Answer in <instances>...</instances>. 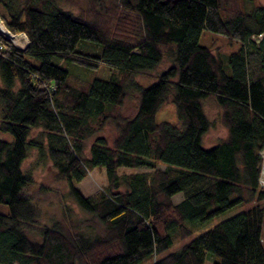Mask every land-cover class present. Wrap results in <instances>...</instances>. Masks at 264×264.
I'll list each match as a JSON object with an SVG mask.
<instances>
[{
	"label": "trees",
	"instance_id": "trees-1",
	"mask_svg": "<svg viewBox=\"0 0 264 264\" xmlns=\"http://www.w3.org/2000/svg\"><path fill=\"white\" fill-rule=\"evenodd\" d=\"M110 1L119 12L112 32L54 0H0L5 28L28 41L17 50L0 35V133L10 136L0 138V264H204V253L218 258L213 264H264V7L239 0L242 7L223 17L220 0ZM203 29L239 48L220 55L199 46ZM80 40L100 45V55L75 52ZM52 58L86 69L103 64L112 73L82 80ZM163 62L148 87L135 82ZM133 94L134 112L125 116ZM205 100L215 103L226 131L210 148L202 146L211 127ZM165 104L175 121L156 119ZM37 128L53 171L77 209L100 226L97 233L57 221L37 228L32 180L21 169ZM94 169L104 170L106 186L81 196L75 185ZM236 206L245 208L155 258L191 234L187 223Z\"/></svg>",
	"mask_w": 264,
	"mask_h": 264
},
{
	"label": "rangeland",
	"instance_id": "rangeland-1",
	"mask_svg": "<svg viewBox=\"0 0 264 264\" xmlns=\"http://www.w3.org/2000/svg\"><path fill=\"white\" fill-rule=\"evenodd\" d=\"M58 7L62 10L67 11L73 15L81 16L85 20H90L93 16L98 17L100 21L104 24L106 23L109 27L110 32L113 31L112 27L114 25V20L119 15L118 10L115 9L117 2H112L110 0H103L102 6L90 7V3L87 0H54ZM221 1V14L223 17L231 16L236 13L238 9L242 7L241 1L239 0H220ZM253 4L264 7V0H253ZM40 8V6H35ZM119 9V7H118ZM0 22L3 24V21L0 19ZM5 27V26H4ZM9 32V31H8ZM1 35V34H0ZM19 36L18 38H11L12 46L17 50H23L27 45V38L24 34H13ZM3 37V35H1ZM198 45L211 49L214 53L220 55H227L231 52L236 51L239 48L238 42L228 43L225 37L210 32L207 29H203L200 32L198 38ZM75 52L95 55L98 56L101 53V46L90 42L87 40H80L76 43ZM52 63L56 66L66 70L68 74L81 78L82 80H108L112 73V70L106 67L103 64H100L96 69H86L81 66H78L74 63L60 60L57 58H52ZM168 65L166 62H163L159 68L147 75V76H136L134 78L135 82L142 87H148L151 83L154 82L157 73L165 69ZM136 99L134 94L129 96L125 101L122 109V113L125 116H130L135 109ZM169 104L163 105L162 108L157 112L156 119L158 121H175V115L173 109L170 108ZM204 112L210 122V128L207 133L203 136L202 146L203 148H210L213 145L217 144L221 139L226 135L225 129L220 124L219 118V109L212 100H205L203 102ZM39 128L32 129L30 132L29 139L31 146L29 147L26 158L23 160L21 169L24 174H28L31 177L32 185L29 187V196L37 208V219L36 226L37 228L42 226H49L54 222H59L65 228L73 225L76 227L77 231L83 230L88 233H97L100 230V226L96 221L89 216L88 214L82 213L77 209V206L72 202L68 194V186L57 178L55 172L53 171L51 162L46 156V151L44 148L45 142ZM106 140L112 135V129L110 125L105 126L101 132ZM0 138L4 140H9L10 136L0 133ZM37 143L42 144V149L39 152L36 148ZM90 141L86 143V151L89 146ZM39 145V144H38ZM263 160H261L260 174L258 183L260 188L262 187V169H263ZM160 170L164 168L162 165H157ZM120 172L128 174L135 172H150L147 169H129L122 168ZM106 186V177L103 169H94L90 171L86 177L78 184L75 185V188L79 191L81 196L89 197L96 194L100 189ZM182 198L181 194H177L171 198L172 203H177ZM245 207L236 206L230 210L225 211L224 213L210 219L209 221L202 224H189L192 226V232L189 236L185 238H175L171 246L163 253L157 255L155 258H161L168 253L178 250L183 244L195 238L196 236L208 231L214 227L219 222L226 220L227 218L232 217L238 212L242 211ZM94 222H93V221ZM262 229V238L264 239V225ZM204 264H213L218 260L217 257L204 253ZM151 261L145 262L143 264H150Z\"/></svg>",
	"mask_w": 264,
	"mask_h": 264
},
{
	"label": "bare ground",
	"instance_id": "bare-ground-1",
	"mask_svg": "<svg viewBox=\"0 0 264 264\" xmlns=\"http://www.w3.org/2000/svg\"><path fill=\"white\" fill-rule=\"evenodd\" d=\"M0 33L5 36H9L10 38H18L19 36L13 35L11 32H8V30L2 25L0 22ZM263 177H264V169H263Z\"/></svg>",
	"mask_w": 264,
	"mask_h": 264
},
{
	"label": "built area",
	"instance_id": "built-area-1",
	"mask_svg": "<svg viewBox=\"0 0 264 264\" xmlns=\"http://www.w3.org/2000/svg\"><path fill=\"white\" fill-rule=\"evenodd\" d=\"M258 156L260 157L261 160H263L264 163V149L258 152ZM263 169H264V164H263ZM263 169H262V177H263ZM264 180V177H263ZM262 187L264 186V181H262Z\"/></svg>",
	"mask_w": 264,
	"mask_h": 264
},
{
	"label": "water",
	"instance_id": "water-1",
	"mask_svg": "<svg viewBox=\"0 0 264 264\" xmlns=\"http://www.w3.org/2000/svg\"><path fill=\"white\" fill-rule=\"evenodd\" d=\"M0 34H1V33H0ZM1 35H2V34H1ZM3 37H4L5 39L9 40V41H12L11 38H10L9 36H5V35H3Z\"/></svg>",
	"mask_w": 264,
	"mask_h": 264
},
{
	"label": "crops",
	"instance_id": "crops-1",
	"mask_svg": "<svg viewBox=\"0 0 264 264\" xmlns=\"http://www.w3.org/2000/svg\"><path fill=\"white\" fill-rule=\"evenodd\" d=\"M179 202V201H178Z\"/></svg>",
	"mask_w": 264,
	"mask_h": 264
}]
</instances>
